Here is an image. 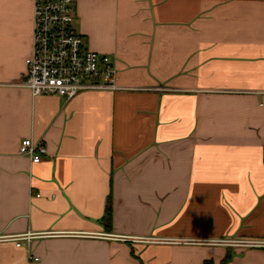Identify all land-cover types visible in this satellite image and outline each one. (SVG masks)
<instances>
[{"label": "crops", "instance_id": "obj_1", "mask_svg": "<svg viewBox=\"0 0 264 264\" xmlns=\"http://www.w3.org/2000/svg\"><path fill=\"white\" fill-rule=\"evenodd\" d=\"M32 2L0 0V264H264L214 242L264 240V0H73L118 89L69 99L22 85Z\"/></svg>", "mask_w": 264, "mask_h": 264}, {"label": "built area", "instance_id": "obj_2", "mask_svg": "<svg viewBox=\"0 0 264 264\" xmlns=\"http://www.w3.org/2000/svg\"><path fill=\"white\" fill-rule=\"evenodd\" d=\"M75 19L73 0H33L31 50L24 59L26 69L22 81L32 96L48 94L69 99L86 90L118 89L112 61L106 54L85 46L83 36L74 27ZM18 152L29 157L32 163H37L46 150L41 142L23 138ZM31 236L27 233L11 238L16 245H20V240H28ZM214 242L230 246L264 247V240Z\"/></svg>", "mask_w": 264, "mask_h": 264}, {"label": "trees", "instance_id": "obj_3", "mask_svg": "<svg viewBox=\"0 0 264 264\" xmlns=\"http://www.w3.org/2000/svg\"><path fill=\"white\" fill-rule=\"evenodd\" d=\"M262 159L264 161V147H263V151H262ZM109 198V196H108ZM110 201V199L108 200V202ZM108 205V204H107ZM106 215L109 214V206L106 207V211H105ZM233 253L228 250L225 255L223 256V258L220 260V264H226L232 257ZM205 264H212L211 261H205Z\"/></svg>", "mask_w": 264, "mask_h": 264}]
</instances>
